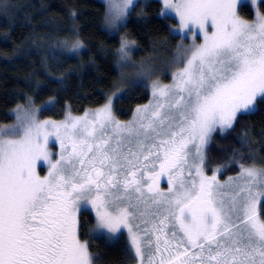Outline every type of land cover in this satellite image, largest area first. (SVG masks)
I'll return each instance as SVG.
<instances>
[{"label": "snow or ice", "instance_id": "1", "mask_svg": "<svg viewBox=\"0 0 264 264\" xmlns=\"http://www.w3.org/2000/svg\"><path fill=\"white\" fill-rule=\"evenodd\" d=\"M163 5L204 42L178 46L190 52L184 66L171 85L152 83V101L131 122L121 124L108 100L82 117L69 110L59 124L41 122L37 109H18L17 123L0 127V264H95L78 236V216L90 210L93 232L116 237L127 229L139 264L146 256L147 264H264V169L241 163L239 176L224 184L219 167L205 174L212 134L264 102V15L257 11L254 24L241 20L237 0ZM107 6L106 22L115 27L139 5ZM82 47L78 39L71 44ZM130 47L121 41V60ZM50 137L59 143L58 159Z\"/></svg>", "mask_w": 264, "mask_h": 264}, {"label": "trees", "instance_id": "2", "mask_svg": "<svg viewBox=\"0 0 264 264\" xmlns=\"http://www.w3.org/2000/svg\"><path fill=\"white\" fill-rule=\"evenodd\" d=\"M137 4L125 26L113 34L104 29L107 6L101 0H0V127L14 121L18 107L32 106L41 118L60 120L69 110L81 115L97 109L114 91L120 120L147 104L149 88L120 77L116 64L121 35L137 46L139 64L156 56L170 61L178 38L171 30L176 22L162 15L160 2ZM260 10L264 15V1ZM240 13L247 20L254 18L248 5ZM77 39L83 47L73 51ZM207 158L210 168L222 170L223 178L238 175L241 163L264 167V102L238 115L226 133H213ZM163 187L160 184L167 193L168 185ZM94 219L90 212L79 215V237L88 243L95 264H131L134 255L124 237H95Z\"/></svg>", "mask_w": 264, "mask_h": 264}, {"label": "rangeland", "instance_id": "3", "mask_svg": "<svg viewBox=\"0 0 264 264\" xmlns=\"http://www.w3.org/2000/svg\"><path fill=\"white\" fill-rule=\"evenodd\" d=\"M106 6H107V0H101ZM138 1L140 0H136V3H138ZM145 1V0H144ZM146 1H152V0H146ZM158 2H160L162 4V15L163 16H167L169 18H172L175 20L176 23H173L172 25V33L178 38V45L176 46V51L172 54L171 56V60L170 61H166L163 60V58L156 56L153 57L151 59H147V60H142L143 63L139 64L140 60H136V51H137V46L135 45L134 42L127 40V38L124 35H121V41L122 40H127L129 41L131 47L130 49H128L129 51V59L127 61L121 60L120 59V53H119V58L117 61V68L120 72V77L123 81H125L126 83H130L132 85L138 84V83H143L145 84L148 88H149V92H150V100L147 104L150 103V101H152L153 97L151 94V85L154 81H159L162 85H171L173 83V79H174V75L176 72H178L183 66L184 63L186 62L187 57L190 55V52L188 53H180L178 52V46H183L184 49H191L193 45L199 46L201 44H203L204 42V36L202 33H200L197 29L193 28L192 31H188L186 29H182L180 27V23H179V17L175 14L174 11L170 10V9H165L164 5H163V0H156ZM264 0H256V2L254 3L253 0H237V15L240 17L241 20L249 23V24H254L257 21V11H259V13L261 14V10H260V4L261 2H263ZM242 5H248L254 12V18L252 20H247L244 17L241 16L240 13V8L242 7ZM134 7L129 9V14L130 12L133 10ZM1 9V8H0ZM107 11H108V6H107ZM163 13H167L166 15H164ZM128 14V15H129ZM128 15L126 17H124L121 20H117L115 27H111L106 21H105V25H104V29H106L108 32L113 33V34H118L119 30L122 29V27L125 26L127 20H128ZM262 15V14H261ZM195 34V35H194ZM177 56L181 57V60L179 62H177L175 60V58ZM150 77V78H147ZM144 81V82H142ZM118 91V90H117ZM116 91H114L113 93L109 94L104 102V104L100 107H98L97 109L103 107L105 105V103L108 102V100L112 101V108H113V113L115 115V101L117 98L116 95ZM145 104V105H147ZM257 105V104H256ZM144 106V105H143ZM143 106H139L143 107ZM18 109H26V110H31V109H36L32 106H27V107H18L16 109L13 110L14 112V121L10 124H6L3 125L2 127L4 128H11L13 125H15L17 123L16 121V115H17V111ZM256 109V106L254 107L253 110H251L250 112H253ZM39 110V109H37ZM96 110V109H95ZM94 110H88L86 112H84L81 115H73V116H77V117H82L85 115V113H91ZM68 114V112L66 113V115ZM244 113H240L238 115H242ZM63 117L60 120H52V119H47V118H41L39 115V111L37 112V118L43 122V121H52L54 123H61L65 120L66 118ZM136 115V110H134V113L127 119V120H120L118 119V117H116V119L121 123V124H127L129 122H131L134 118V116ZM116 116V115H115ZM231 129V128H230ZM230 129H227L223 132H221L219 129H217L215 132L219 131L221 133H226L227 131H229ZM214 132V133H215ZM213 135V134H212ZM211 142V140H210ZM210 142L208 143L205 151H206V169H205V174L207 176H212L215 172H216V168H210L211 166H209L208 163V158H207V149L208 146L210 144ZM49 150L50 152L53 154V159H58L59 158V153H60V146L59 143L55 140L54 137H50L49 139ZM247 167H255L257 169H264V167L262 165H258L253 164ZM37 172L41 177H44L48 174V166L46 164H41L37 167ZM238 175L234 176V177H222V170L220 171V173L218 174L217 178L220 181L221 184H224L225 182H227L229 180V178H236L238 177ZM163 178L162 181L160 182V184H162V188L166 189L164 186V184L168 185L166 183L165 180H167V176H163L161 177ZM165 179V180H164ZM264 200L261 201V203L263 204ZM90 208V206H89ZM93 217L95 218V212L93 210L89 211ZM96 224V219H94L93 221V227L91 230H93V228L95 227ZM95 237L98 238H102L103 236L109 238L112 237L111 234H109L106 230L104 229H98L95 232H93ZM78 236H79V231H78ZM126 241V244L129 246V249L131 250L132 254L134 255V257H132V263L131 264H139V260L138 258L135 257L134 254V250L131 248V242H130V237L128 235L127 229H122L121 233H119L116 237H112L113 239H119V238H123ZM145 264H147V256L145 258Z\"/></svg>", "mask_w": 264, "mask_h": 264}]
</instances>
